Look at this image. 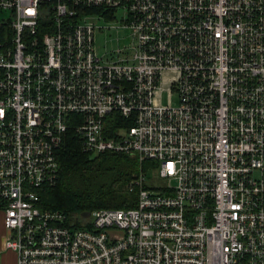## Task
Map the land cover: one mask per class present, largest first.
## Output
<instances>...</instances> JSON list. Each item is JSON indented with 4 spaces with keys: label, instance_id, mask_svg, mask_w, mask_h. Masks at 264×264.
<instances>
[{
    "label": "built area",
    "instance_id": "2783aa9c",
    "mask_svg": "<svg viewBox=\"0 0 264 264\" xmlns=\"http://www.w3.org/2000/svg\"><path fill=\"white\" fill-rule=\"evenodd\" d=\"M70 127L155 160L134 205L38 204ZM0 210L15 264H264V0H0Z\"/></svg>",
    "mask_w": 264,
    "mask_h": 264
},
{
    "label": "trees",
    "instance_id": "16d2710c",
    "mask_svg": "<svg viewBox=\"0 0 264 264\" xmlns=\"http://www.w3.org/2000/svg\"><path fill=\"white\" fill-rule=\"evenodd\" d=\"M97 7H89L88 11ZM111 119L115 123H111ZM122 120V121H121ZM125 122L115 110L104 115V130ZM58 173L54 182L37 187L38 204L65 212L66 222L88 226L81 212L98 206H132L136 202L138 185L134 182L139 169L155 164L153 158L138 159L135 153L105 149L95 154L79 147V135L67 128L56 149Z\"/></svg>",
    "mask_w": 264,
    "mask_h": 264
},
{
    "label": "rangeland",
    "instance_id": "374dc122",
    "mask_svg": "<svg viewBox=\"0 0 264 264\" xmlns=\"http://www.w3.org/2000/svg\"><path fill=\"white\" fill-rule=\"evenodd\" d=\"M121 13L117 12L116 18L112 19H99L98 23L105 24H113L116 27L103 28L100 31H97L94 35V49L97 53L107 52L113 46H121L126 41V28L120 27L119 24H115L116 22H121L120 19ZM162 99H165V92H162ZM175 100V96H172V101ZM155 172V171H154Z\"/></svg>",
    "mask_w": 264,
    "mask_h": 264
},
{
    "label": "crops",
    "instance_id": "0c3cea01",
    "mask_svg": "<svg viewBox=\"0 0 264 264\" xmlns=\"http://www.w3.org/2000/svg\"><path fill=\"white\" fill-rule=\"evenodd\" d=\"M4 238L5 228L3 224V212L0 210V264H15V251L4 245Z\"/></svg>",
    "mask_w": 264,
    "mask_h": 264
},
{
    "label": "water",
    "instance_id": "95a60500",
    "mask_svg": "<svg viewBox=\"0 0 264 264\" xmlns=\"http://www.w3.org/2000/svg\"><path fill=\"white\" fill-rule=\"evenodd\" d=\"M81 214L87 215L88 214V210H84L83 212H81Z\"/></svg>",
    "mask_w": 264,
    "mask_h": 264
}]
</instances>
